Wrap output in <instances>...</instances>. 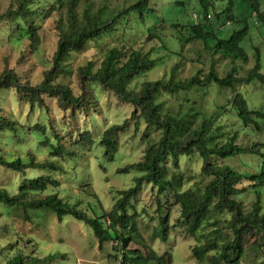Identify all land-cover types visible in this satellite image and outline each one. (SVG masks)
Segmentation results:
<instances>
[{"label":"trees","instance_id":"trees-1","mask_svg":"<svg viewBox=\"0 0 264 264\" xmlns=\"http://www.w3.org/2000/svg\"><path fill=\"white\" fill-rule=\"evenodd\" d=\"M37 0H17L15 6H9L5 13L0 14V23L9 21L16 26L21 38L28 40L30 50L35 52L40 45V35L35 23L37 11L33 5ZM82 1L89 0H56L48 14L57 8L66 9L65 17L57 24L59 41L52 59V67L45 72L43 81L33 86L23 83L20 77L12 70H5L0 76V93L12 90L19 103L28 105L30 109L46 108V98L56 100L58 107L71 113L85 112L92 109V94L95 87L108 91L124 104L135 107L134 132L139 134L143 122L146 133L142 141L147 145L143 154L135 163L128 164L120 169L119 173L128 174L136 171L140 175L134 184L118 193V199L110 211H103L100 216L91 217L79 208V203L69 201L55 193L60 188V182L51 176L27 177V171L32 172H62L58 160H65V148L62 144L63 136L55 129L48 133L45 124L39 123L32 128H25L7 117L6 109L0 107V133L10 136L11 140L19 139L24 135L37 134L43 140L42 146L48 149L46 159H39L36 154L28 153L25 157L8 159L0 155V168L23 176L24 181L18 186L16 193L7 188H0V205L7 209L22 208L23 210H46L62 220L64 216H72L90 227L98 240L100 250L106 244L113 243L115 252L120 253V264H173L172 253L165 252L159 255L155 249L144 247V251L133 249L131 245L140 237L137 215L134 212V202L143 192L145 186L154 187L160 196L173 193L174 202L181 208L179 226L188 231L192 237H200V231L207 225L217 228L224 215L231 216L229 222L230 236L222 240L218 229L210 234L204 243L192 249L195 264H241L246 252V240L249 235L258 229L262 233L264 248V213L263 208L256 204L253 210L245 213L244 206L236 198L243 194L245 184L249 183L260 195L264 190V144L244 147L237 143L238 133L228 136L216 124L213 117H205L199 121V114L193 108L187 109L180 103L177 112L165 108L161 97L174 96L180 93H190L197 88H207L216 85L221 89L236 92L237 87L249 85L259 81L264 86V75L261 73V51L255 48V65L244 76H239L237 62L249 64V56L243 47V42L249 34L246 24L243 29L234 31L228 37L222 35L223 28L228 23L236 21L234 16L235 1L228 0L222 12L216 11L215 0H199V21L193 22L186 16L188 23L169 22L161 18V22L152 20V14H158L155 8L150 7V0H137L127 9L117 13H107L105 8L93 11L91 7L79 14ZM253 12L260 10L259 0H244ZM181 2L178 6L186 7ZM186 10V9H185ZM214 11V15L212 12ZM137 14L147 25V42H158L161 48H169L162 37V32L168 27L176 32L175 40L180 49L190 43L201 42L206 52L212 57H222L230 60L232 68L225 77H220L218 71L211 69L204 76H193L179 79L180 65L176 64L168 78L155 81H145L139 90L131 88V84L140 76L146 75L157 66V60L152 56L153 51L145 52L141 48H134L125 41L110 48L100 60L89 61L85 66L76 70L80 94L61 82L64 77L71 76L74 69L67 62L72 53L81 52L88 43L100 41L105 37L114 36L123 25L128 23L131 15ZM110 16V17H108ZM201 16V18H200ZM49 15L46 16V18ZM160 18V17H159ZM214 18V20H213ZM190 19V21H189ZM264 22L263 17H259ZM246 22V21H245ZM221 32V33H220ZM176 54L181 55V52ZM232 108L246 127L261 130L264 127V111H251L247 100L238 91L232 98ZM131 124L126 120L122 124H114L106 128L97 139L90 136L87 130L80 134L77 143L88 144L92 147L97 141L104 148V156L108 162L115 159L123 144L122 138L128 136ZM136 136V135H135ZM226 139L225 143L221 140ZM88 142V143H87ZM198 153L204 161L203 174L211 178L205 189L190 192L182 191L183 175L181 172V158ZM255 155L262 159L258 173L248 175L232 167L220 164L221 161L242 156ZM174 170L172 177L170 169ZM242 185L244 189H240ZM49 187L55 192L40 197ZM95 194V193H93ZM39 195V198H34ZM93 197V195H91ZM95 198L97 196L95 195ZM216 216V217H215ZM169 217L161 219L160 228L153 239L167 243L169 240ZM62 255L35 257L19 254L8 260L6 264H51ZM118 260V256H114Z\"/></svg>","mask_w":264,"mask_h":264},{"label":"rangeland","instance_id":"rangeland-1","mask_svg":"<svg viewBox=\"0 0 264 264\" xmlns=\"http://www.w3.org/2000/svg\"><path fill=\"white\" fill-rule=\"evenodd\" d=\"M137 0H89L82 1L79 6V14L91 7L93 11L105 8L106 12L117 13L118 10L127 9ZM199 0H150V7L155 8L158 14H152V20L161 22V18L171 22L186 24V16L195 22L194 15L200 14ZM216 11L222 12L228 0H215ZM235 22L227 24L223 28L222 35L228 37L234 31L241 30L247 24L249 34L243 42V47L249 56V64L237 62L239 76H244L245 71L251 70L255 65V48L261 51V73L264 75V22L259 17L253 16V10L244 0H234ZM186 3V7L178 6ZM260 10L264 12V0H259ZM17 0H0V14L6 12L9 6H15ZM56 4V0H37L32 6L37 11L35 23L40 35L38 50L32 52L28 40L21 38L20 32L9 21L0 23V76L7 69L14 71L23 83L33 86L40 84L45 72L52 67V59L56 52L59 33L57 24L65 17V8H57L48 14L49 9ZM186 9V10H185ZM49 17L46 18V16ZM214 15V11L212 12ZM110 17V16H108ZM160 17V18H159ZM201 18V16H200ZM214 20V18H213ZM190 21V19H189ZM196 21H199V15ZM246 21V22H245ZM147 25L138 18L137 14L131 15L128 23L123 25L114 36L105 37L100 41L90 42L81 52L72 53L67 64L75 72L71 76L64 77L61 82L70 86L75 94H80L79 80L76 73L80 67L89 61L100 60L113 46L125 41L134 48H141L145 52L153 51L152 56L157 60V66L146 75L140 76L132 84L131 88L139 90L145 81H155L168 78L171 69L180 65L179 79H187L193 76H204L211 69L218 71L220 77H225L231 70L230 60H224L220 56L212 58L204 49L201 42L190 43L180 49L175 40L176 32L168 25L161 33L169 51L160 47L158 42H147ZM221 33V32H220ZM181 52V55L176 54ZM240 92L247 100L251 111H264V86L255 81L249 85L239 86L236 92ZM235 91L221 89L216 85L205 88H197L190 93H180L174 96H163L160 100L165 102V108L177 112L180 103H184L187 109L193 108L198 113L199 121L202 118L213 117L216 124L222 128L223 133L232 136L238 133L237 143L244 147L264 144V127L256 130L254 127L246 128L232 108V98ZM92 96V109L85 112H64L58 107L56 100L46 98V108L30 109L28 105L19 103L12 90L0 93V107L6 109L7 117L25 128H32L42 123L52 134L55 129L63 136L62 144L65 148V160L58 163L63 171L57 173L27 171V177L51 176L60 182L58 191L49 187L48 191L40 197H45L52 192L59 193L60 197L71 204L79 203V208L91 217L100 216L103 211H110L118 199V193L126 190L134 184V180L140 174L131 171L128 174L118 171L128 164L140 160L147 145L142 141V135L146 133V126L142 122L139 134L134 132L135 107L124 104L108 91L95 87ZM130 121L131 129L128 136L122 138L123 144L116 154L114 161L108 162L104 156V148L97 141L92 147L88 144L77 143L80 134L89 131L91 137L97 139L102 132L111 125L122 124ZM136 135V136H135ZM41 137L37 134L22 135L19 139L11 140L10 136L0 133V155L8 159L25 157L28 153H34L39 159H46L48 149L42 146ZM222 143L226 139L221 140ZM88 143V142H87ZM264 153V150H262ZM181 172L183 175L182 191L190 192L205 189L211 178L203 174L204 161L198 153L181 158ZM220 164L228 165L233 169L248 175L260 171L262 159L255 155H242ZM174 170L171 168L169 176ZM24 181L22 175L9 172L0 168V188H7L11 193H16L18 186ZM244 186L240 185V189ZM245 184L243 194L236 199L244 206L245 213L253 210L259 204L264 213V190L260 195ZM95 193V194H93ZM93 195V197L91 196ZM95 195L97 198H95ZM34 198H39L35 195ZM181 208L174 202L173 193L160 196L152 186H145L143 192L134 202V212L137 215L140 237L131 245L144 251V247L153 248L162 255L171 252L173 264H195L192 249L204 243L215 229L222 234V240L230 236L229 222L231 216L224 215L217 228L207 225L200 231V237H192L184 228L179 226ZM169 217V240L167 243L154 240L155 233L160 228L161 219ZM262 233L258 229L246 240V252L241 264H264V248ZM114 244H106L100 250L99 243L92 229L72 216H64L59 220L56 215L46 210L31 211L22 208L7 209L0 205V264H6L9 259L19 254L46 257L49 255H62L51 264H120V253L115 252ZM118 256L115 260L114 256Z\"/></svg>","mask_w":264,"mask_h":264},{"label":"built area","instance_id":"built-area-1","mask_svg":"<svg viewBox=\"0 0 264 264\" xmlns=\"http://www.w3.org/2000/svg\"><path fill=\"white\" fill-rule=\"evenodd\" d=\"M254 14H253V16L254 17H263L264 18V12H253ZM194 18H195V20H197V18H198V15L197 14H195L194 15ZM229 24V23H228Z\"/></svg>","mask_w":264,"mask_h":264}]
</instances>
